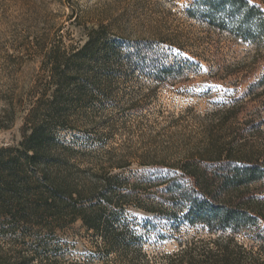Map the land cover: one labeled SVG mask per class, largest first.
Listing matches in <instances>:
<instances>
[{"label": "trees", "instance_id": "1", "mask_svg": "<svg viewBox=\"0 0 264 264\" xmlns=\"http://www.w3.org/2000/svg\"><path fill=\"white\" fill-rule=\"evenodd\" d=\"M197 6L208 26L257 55L238 70L218 66L246 77L197 140L175 151L135 149L131 138L118 140L114 119L105 128L90 120L113 106L112 83L131 63L110 24L88 28L83 44L66 45L60 28L29 41L17 65L40 60L34 83L0 97V132L26 114L22 140L0 145V264H77L60 255L59 233L78 221L113 264H264V0ZM159 55L145 53L139 65L165 82L172 68ZM133 211L199 232L150 255Z\"/></svg>", "mask_w": 264, "mask_h": 264}, {"label": "rangeland", "instance_id": "2", "mask_svg": "<svg viewBox=\"0 0 264 264\" xmlns=\"http://www.w3.org/2000/svg\"><path fill=\"white\" fill-rule=\"evenodd\" d=\"M199 2L0 0V97L34 83L40 60L17 65L19 56L29 57V41L46 33L54 35L60 28L66 45L83 44L88 28L110 24L120 36L118 45L127 51L126 56L131 55V63L122 70V78L112 83L113 106L108 105L104 113L91 112L90 120L105 128V122L114 119L118 140L131 138L133 147L142 151H175L195 142L209 114L233 96L238 82L246 77L245 69L230 77L225 70L218 72V66L238 70L257 55L255 45L208 26L197 11ZM155 49L160 52V63L172 68L165 82L139 65L140 56ZM246 86L240 85L239 90ZM3 105L0 100V108ZM25 116L19 114L10 130L0 132V145H17L22 140ZM132 168L136 170V166ZM133 215L137 218L134 230L150 255L173 252L180 241L199 232L188 223L155 220L143 211H133ZM59 239L63 259L77 264H113L115 256L102 253L101 241L80 221L60 232Z\"/></svg>", "mask_w": 264, "mask_h": 264}]
</instances>
